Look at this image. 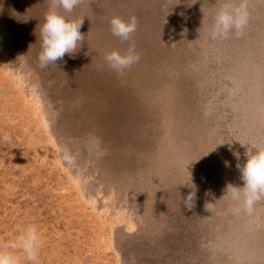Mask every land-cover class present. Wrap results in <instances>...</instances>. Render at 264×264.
Listing matches in <instances>:
<instances>
[{
  "label": "rangeland",
  "instance_id": "obj_1",
  "mask_svg": "<svg viewBox=\"0 0 264 264\" xmlns=\"http://www.w3.org/2000/svg\"><path fill=\"white\" fill-rule=\"evenodd\" d=\"M244 2L243 35L213 39L241 0H80L57 10L81 47L42 67L51 0H0V248L35 225L38 264H264V199L224 195L264 149V0ZM113 16L138 20L122 73Z\"/></svg>",
  "mask_w": 264,
  "mask_h": 264
},
{
  "label": "clouds",
  "instance_id": "obj_2",
  "mask_svg": "<svg viewBox=\"0 0 264 264\" xmlns=\"http://www.w3.org/2000/svg\"><path fill=\"white\" fill-rule=\"evenodd\" d=\"M80 0H51V7L44 16V22L40 27V40L42 51L39 61L42 67L49 64H57L63 57L76 53L84 40L80 29L83 20L68 19L57 9L72 12ZM246 3L241 0L238 7L225 3L214 17L212 25V38H228L234 34L236 38L243 35V29L248 21ZM111 34L122 42H128V48L121 52L113 50L106 54L105 60L110 68L117 73H122L137 63L140 59L132 38L138 28V20L135 16L127 19L113 16L109 20ZM255 151L246 153V162L238 165L243 186H235L229 183L225 194L238 205L234 211L251 215L257 202L264 199V149L254 148ZM253 150V149H252ZM194 193H190L186 200H192ZM40 246V234L35 225L26 226L4 248H0V264H22L23 261L38 264ZM19 250L20 254H17Z\"/></svg>",
  "mask_w": 264,
  "mask_h": 264
}]
</instances>
